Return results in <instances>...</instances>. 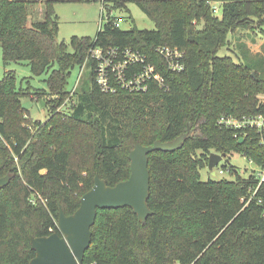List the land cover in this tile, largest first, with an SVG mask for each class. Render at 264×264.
<instances>
[{
    "label": "trees",
    "instance_id": "1",
    "mask_svg": "<svg viewBox=\"0 0 264 264\" xmlns=\"http://www.w3.org/2000/svg\"><path fill=\"white\" fill-rule=\"evenodd\" d=\"M56 1L0 0L4 65L27 63L35 76L49 72L48 93L56 95L45 121L30 120L20 100L30 91L16 87L13 70L0 80V176H10L0 188V264H29L36 256L32 238L61 234L60 207L73 214L96 174L110 186L129 178L136 142L152 145L182 134L189 137L180 148L149 153L152 214L143 222L130 206L99 209L81 264H264V181L256 171L243 177L231 163L240 154L264 169V127L220 121L264 120V69L255 60L219 54L238 29L264 25V0H102L107 22L95 38L74 36L73 51L58 38ZM38 2L43 19L29 24L30 5ZM130 3L156 28L116 26L112 11ZM159 46L183 50L185 68L171 70ZM95 47L144 54L165 86L151 79L138 92L113 82L115 92L103 91L90 54ZM85 63L92 65L91 87L67 90L72 69ZM67 97L72 104L60 111ZM214 151L227 154L223 169L232 178L202 179ZM38 196L45 202L33 204Z\"/></svg>",
    "mask_w": 264,
    "mask_h": 264
},
{
    "label": "rangeland",
    "instance_id": "2",
    "mask_svg": "<svg viewBox=\"0 0 264 264\" xmlns=\"http://www.w3.org/2000/svg\"><path fill=\"white\" fill-rule=\"evenodd\" d=\"M216 4L217 8H219L216 14L221 16V3L216 1ZM30 7L35 11L33 10L34 14H30L29 24H32V22L37 19L42 20L43 3L38 2L32 4V6L30 5ZM53 8L54 16L59 21L58 38L66 42L70 51L74 50L72 45V38L74 36L79 38H95L100 28H102L101 24L103 23L104 27V24L108 20V12L106 11L102 14V0H59L54 3ZM113 15L118 17L120 26L124 30H129L134 25L140 29L153 30L156 28L155 22L136 3H130L126 10H116L113 12ZM237 38H240L241 41L247 44L250 50L249 53L240 51L238 46L239 40ZM219 54L231 55L235 59L241 57L244 63H253V60H255L258 71L264 69V25L260 28L257 26L251 29H238L234 34L230 35L229 45L221 48ZM9 70L14 71L16 87L18 89L24 88L27 93L30 91L28 94L20 97L22 104L28 110L27 114L29 117L27 118H30V120L45 121L49 115L48 103L51 98L56 96L55 94L48 93L46 79L49 76V72L35 76L27 63H11V65L5 66L3 49L0 46V80L4 77L6 71ZM91 82L92 65L85 63L83 67L76 66L72 69L67 83V90L72 91L76 89L77 92L80 93L83 90H88L91 87ZM36 89H39L41 92ZM261 98L264 100V94L261 95ZM70 99L69 97L66 98L59 108L60 111L69 110L68 107L72 104ZM241 139H243V137ZM135 145L131 151L135 148ZM231 163L238 168L239 173L243 177H248L253 171L258 173L263 171V169L251 159L240 154L233 155L231 157ZM226 164V160H222L219 165L215 167V175L209 170L208 166L202 169V179L207 180L209 177L214 179L232 178L228 171L225 170L221 172V169H223V166ZM61 208L63 207L61 206Z\"/></svg>",
    "mask_w": 264,
    "mask_h": 264
},
{
    "label": "water",
    "instance_id": "3",
    "mask_svg": "<svg viewBox=\"0 0 264 264\" xmlns=\"http://www.w3.org/2000/svg\"><path fill=\"white\" fill-rule=\"evenodd\" d=\"M253 76H256L255 72ZM187 137L184 134L172 141L157 140L152 145L136 142L129 154L131 174L114 186L108 185L96 174L94 186L81 197L80 207L73 214L67 215L60 207L58 226L61 234L55 232L49 236L32 238L36 256L29 264H81L91 244L92 226L99 209L130 206L141 221H146L152 214L148 204L151 189L149 153L155 150L174 151L183 145ZM222 160L230 161L226 153H210L208 167L213 175L216 174L215 167ZM9 181V175L0 177V188Z\"/></svg>",
    "mask_w": 264,
    "mask_h": 264
},
{
    "label": "built area",
    "instance_id": "4",
    "mask_svg": "<svg viewBox=\"0 0 264 264\" xmlns=\"http://www.w3.org/2000/svg\"><path fill=\"white\" fill-rule=\"evenodd\" d=\"M216 3H212L215 12H218ZM106 12V10H105ZM113 15V11L111 13ZM116 26H120L119 19L115 22ZM103 23L101 24V26ZM157 51L166 59L168 67L173 71H181L185 68V53L179 48H172L169 46H159ZM91 56L97 61L94 70L96 73V81L100 88L105 92H115L117 87L113 85V82H117L122 87L131 91H147L148 81L151 79L157 80L162 86H165V79L156 74L154 67L151 63L146 62V56L138 51L130 49L120 53L118 48L113 47H95L90 51ZM136 64H142L143 68L139 71H133L131 68ZM222 123L227 126H234L235 128H247L258 127L259 129L264 127V120L262 116H249L242 119H236L232 117H222L220 119ZM224 172V169H221ZM260 183L264 181V169L259 172ZM38 198L45 202L42 196L31 198V202L36 204ZM174 264H180L176 262Z\"/></svg>",
    "mask_w": 264,
    "mask_h": 264
}]
</instances>
